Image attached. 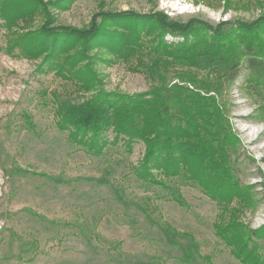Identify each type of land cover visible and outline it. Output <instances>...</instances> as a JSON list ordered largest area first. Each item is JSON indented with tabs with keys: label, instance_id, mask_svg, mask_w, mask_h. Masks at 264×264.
<instances>
[{
	"label": "rangeland",
	"instance_id": "1",
	"mask_svg": "<svg viewBox=\"0 0 264 264\" xmlns=\"http://www.w3.org/2000/svg\"><path fill=\"white\" fill-rule=\"evenodd\" d=\"M68 1L65 8L48 4L49 19L37 10L18 15L22 18L9 28L0 18V264H242L215 229L222 211L231 213L238 201L221 209L184 178L165 179L167 188L141 179L142 142L129 145L107 132V144L97 156L70 140L58 126L57 102L82 103L94 92H85L57 68L42 66V59L8 46L17 34L47 23L88 28L95 15L106 12H161L173 20L197 17L216 25L251 22L263 8L249 0H233L228 10L226 0ZM15 8L19 14L30 7ZM90 54L99 56L93 67L98 88L106 92L133 95L157 83L146 71L105 51ZM247 74L243 69L223 97L240 139L234 155L237 178L254 187L255 207L239 211L240 218L258 230L264 226V190L259 186L264 176L263 101L254 84L245 81ZM168 76L175 78L174 72Z\"/></svg>",
	"mask_w": 264,
	"mask_h": 264
},
{
	"label": "trees",
	"instance_id": "2",
	"mask_svg": "<svg viewBox=\"0 0 264 264\" xmlns=\"http://www.w3.org/2000/svg\"><path fill=\"white\" fill-rule=\"evenodd\" d=\"M226 1L228 10L233 0ZM254 1L263 10L251 22L226 20L215 25L197 17L173 20L161 12H106L95 15L88 28L47 23L32 33L17 34L8 46L11 51L19 48L27 58L42 59V66L57 68L85 92H94L82 103L57 102L58 126L69 132L70 140L97 156L107 144V132L129 145L142 142L145 151L137 169L141 179L167 188L165 179L184 178L198 184L221 209L238 201L231 213L222 211L215 229L242 264H264V226L252 230L240 218L239 211L255 207L254 187L243 186L237 178L234 155L240 139L223 95L246 69L245 81L261 96L264 116V0H249ZM65 2L70 1L0 0V18L9 28L37 10L49 19L48 6L65 8ZM19 4L30 8L16 14ZM95 50L133 64L157 83L133 95L98 88L93 66L99 56L90 54ZM171 72L174 80L169 79ZM259 186L264 190V176Z\"/></svg>",
	"mask_w": 264,
	"mask_h": 264
}]
</instances>
